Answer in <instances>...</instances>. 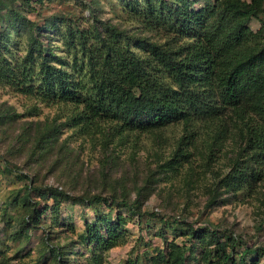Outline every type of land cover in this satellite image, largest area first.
<instances>
[{"label": "rangeland", "instance_id": "374dc122", "mask_svg": "<svg viewBox=\"0 0 264 264\" xmlns=\"http://www.w3.org/2000/svg\"><path fill=\"white\" fill-rule=\"evenodd\" d=\"M192 1L198 9L217 0ZM153 4L0 0V264H153L151 258L160 250L166 254L170 243L192 245L177 234L190 225L216 230L223 238L236 236L253 250L245 257L247 263L264 264L262 158L256 156L249 170L262 169L257 179L242 165L235 177L241 191L224 190L218 186L232 171L236 156L224 149L211 154L190 146L185 138L193 126L178 122L152 132L127 133L118 122L100 119L87 127L75 119L82 106H76L73 97L84 94L79 82L85 77L87 86L90 75L80 42L96 44L97 30L105 33L106 27L122 29L129 40L165 42L169 32L141 10ZM29 21L39 27L33 36L37 42L20 31ZM247 24L264 39V11ZM130 44L146 55L135 41ZM58 80L68 82L75 95L65 99ZM197 121L203 129L204 119ZM234 139L243 145L237 135ZM238 158L243 160L244 154ZM47 185L75 200L84 194L108 200L59 202L50 191L42 197L33 189ZM216 188L217 200L211 203ZM115 197L120 201H113ZM114 227L119 243L106 249L99 238H107ZM195 243L190 264H208L200 260L203 248ZM234 249L242 250L239 242ZM213 255L208 261L217 264Z\"/></svg>", "mask_w": 264, "mask_h": 264}, {"label": "trees", "instance_id": "16d2710c", "mask_svg": "<svg viewBox=\"0 0 264 264\" xmlns=\"http://www.w3.org/2000/svg\"><path fill=\"white\" fill-rule=\"evenodd\" d=\"M150 1L154 4L141 10L149 19L156 17V24L160 23V27L169 32L165 42L144 38L129 40L125 31L113 27H106L105 33L97 30V43L92 46L80 42L90 75L87 86L83 85L85 77L79 82L84 86V94L73 97L76 106H82L79 119H75L77 123L84 120L83 125L87 127L100 119L118 122L120 130L127 133L152 132L178 122L193 126L185 138L190 146L197 145L211 154L216 149H224L236 156L232 171L218 188L241 191L235 180L240 167L243 165L248 176L257 179L262 169L250 173L255 165L252 161L258 158L256 156L264 160V39L259 38L257 32L253 33L247 24L251 17L264 11V0L251 3L217 0L198 9L193 7L192 0ZM20 31L27 32L30 40L37 42L33 36L39 33L36 32L39 27L33 22L24 23ZM69 35L72 38V33ZM81 36L79 33L78 38ZM131 41L136 42V48L145 50L146 55L138 54L131 47ZM46 81L50 86L49 79ZM57 86L65 99L75 95L68 82L60 80ZM199 118L205 121L203 129L197 121ZM236 135L240 142L244 141L243 145L239 146L234 139ZM198 136L203 139L202 144H197ZM243 154V160L238 158ZM250 156L253 158L249 160ZM33 189L42 197L50 191L56 200L60 198L59 202L79 203L86 199L90 204H97L108 200L101 195L87 194L75 200L69 193L48 185L44 190ZM216 191L217 188L211 203L217 200ZM112 200L120 201L116 197ZM122 200L126 205L129 203ZM151 215L157 216L155 212ZM260 226H264V219ZM177 234L185 235L192 245L170 243L166 254L160 250L156 258H151L153 264H190L188 258L195 253L196 240L203 248L200 260L208 264L212 263L208 261L212 251L217 264H248L245 257L253 251L236 236L223 238L216 230H195L190 225L186 232L180 230ZM118 236L115 227L110 228L107 238L100 236L98 243L104 242L102 247L112 248L119 243ZM193 239L196 240L193 242ZM238 242L242 250L237 252L234 247ZM212 244L214 247L209 248ZM128 263L136 264V261ZM253 264L258 263L253 261Z\"/></svg>", "mask_w": 264, "mask_h": 264}]
</instances>
